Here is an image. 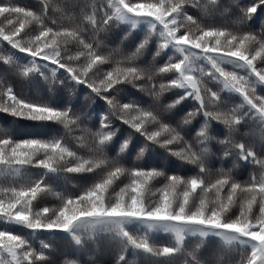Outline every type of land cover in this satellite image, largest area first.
I'll return each mask as SVG.
<instances>
[{"label":"snow or ice","instance_id":"6c2138e0","mask_svg":"<svg viewBox=\"0 0 264 264\" xmlns=\"http://www.w3.org/2000/svg\"><path fill=\"white\" fill-rule=\"evenodd\" d=\"M122 24L130 27L121 36ZM17 52L31 59L22 64ZM0 63L42 77L50 94L27 99L0 79V112L59 126L56 135L25 139L0 127V264H107L86 251L105 232L122 246L114 264H138L129 247L152 264H264V0H37L34 8L3 0ZM79 92L86 103L77 107ZM189 98L191 110L174 119ZM140 138L129 163L125 154ZM156 148L194 174L146 166ZM49 177L91 183L70 192ZM135 222L149 231L133 234ZM12 226L68 233L86 258L37 248ZM153 229L172 239L155 243ZM211 235L224 242L201 239Z\"/></svg>","mask_w":264,"mask_h":264},{"label":"trees","instance_id":"16d2710c","mask_svg":"<svg viewBox=\"0 0 264 264\" xmlns=\"http://www.w3.org/2000/svg\"><path fill=\"white\" fill-rule=\"evenodd\" d=\"M0 3H3V0H0ZM15 3L20 6H25L29 8H34L37 6V0H15ZM258 26V25H257ZM130 26L126 24H122L120 29H117V32L122 36L123 32L121 29H128ZM147 29V25H140L136 29L133 30V36L136 37L137 40L141 39L143 37L144 31ZM156 45L153 44L149 50L145 54V56L142 58L144 63H147L151 61L152 54L155 51ZM15 51V50H12ZM174 50L169 49L167 54L163 56L162 58H158L160 62L162 63L167 59L169 55H172ZM16 56L19 58L20 63H27L30 57H26L24 53H16ZM0 79H3L4 83L10 87H12L14 90H16L18 95L24 96L27 99L31 100H49L50 94L48 91V86L43 80L42 77L36 76L35 78H25L21 77L19 75L14 74L9 66L4 65L3 63H0ZM133 92L136 90L133 89ZM179 91V90H178ZM182 94V93H181ZM168 100L174 99L172 93L166 94ZM225 97L229 99L230 103H239V97L230 95L228 93H225ZM59 99L61 102L64 100L63 93L59 94ZM74 103L77 107L80 105L86 103L84 101V92H79L74 100ZM194 102L191 100V98L188 99V101L180 104L177 106L173 113L174 119L178 120L180 119L186 112L191 110L192 104ZM102 104L101 101L97 102V105ZM97 105H93L92 108L96 109ZM202 119L197 118L192 122V129L199 130ZM0 127L8 128L11 130L12 134L18 138V139H25V138H34V137H41V138H48L50 136L58 134L57 130L59 129V126H55V128L51 125V122H35V121H29V120H17L15 117H12L10 115H7L3 112H0ZM222 128V126H220ZM122 137L117 138V142L114 147L110 149V154H115L116 151H118L119 147V141ZM142 138L139 140L134 139L132 144L130 145L129 151L125 154L127 162L131 163L135 159V155L139 149V147L142 146L141 144ZM167 154L163 153L162 149L156 148V149H149L144 157L143 163L146 166H161V167H167L170 170L176 171L179 170L182 175H193L192 172V166L191 165H183L182 162L176 160L174 157L170 159H165V156ZM251 168L250 166L242 171H240L238 178L239 179H247L248 178V172H250ZM33 174L35 176H39V170H33ZM49 181L56 184V186L60 189H64L70 192H76L78 189L75 187L76 185H84L85 183H91V180L84 181L80 177H72L70 178V182L49 177ZM48 204H54L55 201L49 200L47 201ZM0 227H3V225H0ZM15 231L18 232V234L22 236L29 237L34 246L39 248L41 246V242L47 243L52 245V247L56 250L57 253L60 254L62 257L63 255H69L72 257H81L86 258L85 253L81 252L79 246H75L71 242V237L68 233H60V232H37L33 234L30 230L26 228H21L18 226H12ZM128 230L132 232L133 234H143L146 231H149L146 227V225H143L139 222L132 223L127 226ZM150 235L153 239V241L157 244H166L172 239V233L165 230H159V229H153L150 232ZM197 236L191 237L193 241L197 240ZM206 239L210 243L213 242H224V239L219 237H213L209 236L207 238H201ZM97 243L99 244V249L97 250ZM233 245L240 248V249H248L247 244H241L237 242H233ZM121 245L119 242L114 241L111 239V234L108 232H105L101 237L98 238L97 241L89 239L87 244V255H95L96 259L99 261H106L107 264H114V261L116 259V256L121 251ZM59 258V257H58ZM138 258V264H152V261L150 258H146L143 253L138 252V250H135L131 247L128 249V260L131 261L133 259Z\"/></svg>","mask_w":264,"mask_h":264},{"label":"rangeland","instance_id":"374dc122","mask_svg":"<svg viewBox=\"0 0 264 264\" xmlns=\"http://www.w3.org/2000/svg\"><path fill=\"white\" fill-rule=\"evenodd\" d=\"M159 230H161V229H159ZM162 230H164V229H162ZM211 236H213V237H219V238L224 239V237H222V236H215V235H211ZM235 242L239 243L238 241H235Z\"/></svg>","mask_w":264,"mask_h":264}]
</instances>
